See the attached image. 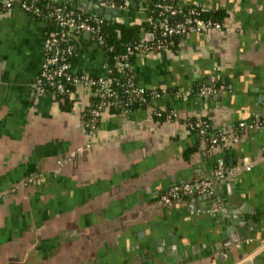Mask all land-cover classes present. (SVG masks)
I'll use <instances>...</instances> for the list:
<instances>
[{"label":"crops","instance_id":"obj_1","mask_svg":"<svg viewBox=\"0 0 264 264\" xmlns=\"http://www.w3.org/2000/svg\"><path fill=\"white\" fill-rule=\"evenodd\" d=\"M145 2L131 0L122 19H146ZM179 3L217 12L224 27L132 63L139 84L166 88L154 104L177 119H158L151 107L107 110L91 138L88 89L75 88L70 109L35 92L46 23L0 8V264H264V125L239 128L264 117V0ZM84 39L73 70L105 75L102 48ZM216 84L218 95L199 94ZM195 118L239 129L240 139L209 147L186 124ZM220 161L252 162L216 183L229 215H208L210 200L161 202L177 183L212 177ZM243 219L247 236L228 245L230 225Z\"/></svg>","mask_w":264,"mask_h":264},{"label":"built area","instance_id":"obj_2","mask_svg":"<svg viewBox=\"0 0 264 264\" xmlns=\"http://www.w3.org/2000/svg\"><path fill=\"white\" fill-rule=\"evenodd\" d=\"M3 2V9L12 10L19 7L27 13L37 12V0H0ZM65 1L66 4H72L76 0H59ZM87 4H97L99 8H117L122 12L128 9L127 4H119L116 0H83ZM159 22L155 24V32L158 38L155 39V34H145L144 38L136 43L133 47H129L126 52L116 56L120 62V68L131 71L132 63L129 61V53L136 52L143 54L146 52L161 50L168 48L174 44V37H181L193 32H208L210 30H221L224 27L222 21L212 18H205L203 11L198 6L185 7L175 0H159L157 4ZM81 14L75 10L69 9L66 5L53 4L48 6L46 17L54 20L58 27V31H49L45 33L43 45V61L38 75L33 83L35 92L38 96L52 95L56 100L60 94L74 95L75 87H84L98 97V102L90 110V118L85 121V130L88 137H93L98 128V116L109 110L111 105L123 107L131 102H124L119 98L116 92V86H120L121 82L118 78L112 75L108 63L107 73L105 75H92L89 72H75L73 70V58L76 54V45L74 40L79 38L85 32L90 33V37L98 44L101 41V30L103 27L104 17L91 14ZM117 18V17H116ZM153 36V37H151ZM100 45V44H99ZM125 93L138 95L142 99V103L146 101V94L157 99L164 95L166 88H147L139 84L132 74L128 76L124 83ZM223 86L219 87L203 85L199 89V94L205 97L218 95ZM92 93V94H93ZM113 99L111 102L110 99ZM126 111V110H124ZM161 111L157 115H161ZM178 114L174 111L168 113L169 120L177 119ZM206 122L202 119L195 122L188 121V127L193 130H198L200 134H205ZM264 125V117H256L253 121L246 123L240 122L239 128H259ZM240 139L238 130L229 131L222 129L220 132L206 137L207 146H222L229 141L237 142ZM58 163H62L59 160ZM242 169L251 170L252 162L247 161L244 165L227 167L224 161H220L214 170L212 177H196L189 181H184L175 184L170 189L163 192L160 196L161 202L168 206L181 198L186 199H201L210 200L207 205L206 213L211 216L218 214L229 215V208L224 198L218 195L216 183L219 179L225 177L227 173L233 176L239 174ZM252 238H247L246 241H252ZM239 245V244H238ZM259 246L264 248V239L260 240ZM227 256L226 253H224Z\"/></svg>","mask_w":264,"mask_h":264},{"label":"trees","instance_id":"obj_3","mask_svg":"<svg viewBox=\"0 0 264 264\" xmlns=\"http://www.w3.org/2000/svg\"><path fill=\"white\" fill-rule=\"evenodd\" d=\"M119 4H127L128 8L131 7V0H116ZM145 4L148 8V16L146 19L142 20L141 22H135V23H129L126 22L124 19H122V21L118 22L117 18H115L114 20H104L103 23V27L101 30V41H100V47L102 48L106 58H107V63L110 67V69L112 70V75L115 76L116 78L119 79V81L121 82L120 86H116V92L119 96V98L123 99L124 102H131V104L129 105H124L123 107H118L117 105H111L109 110H126V111H130L136 108H141V107H151L153 109V114L155 117H157L158 119H168V113L174 111L173 109L171 110H165L159 106H156L154 103V101L156 99L152 98L150 95L146 94V101L142 103V98L138 95H132L130 96L129 94L125 93V86L124 83L126 82L128 76H130V74H132L134 76L133 70H131L130 72L127 70H123L120 68V62L118 61V59H116V56L124 53L127 51V49L129 47H133L136 43L140 42L143 38L145 34H151L154 33L155 34V39L158 38V34L155 32V24H157L159 22V18H158V8H157V4L159 2V0H145ZM179 0H175V3H178ZM53 4H62V5H66L67 8L75 10L76 12H79L81 14H88L89 12H87L86 10H81L80 6L83 4H87L85 1L83 0H76L75 2H73L72 4H66L65 1L60 2L59 0H37L36 1V6L38 9V13L37 12H31L29 13L30 15L36 17L37 19L43 20L46 23V31L45 33L53 30V31H58V27L56 26V24L54 23V20H52L50 17H46L47 12H48V6L49 5H53ZM3 7V2L0 1V8ZM185 7H189L188 5H186ZM202 11H203V16L205 18H212L215 20H219L222 21L220 18V15L216 12V13H209V12H205L201 7H199ZM180 37V36H179ZM174 37V44L176 43V40L179 38ZM85 40L84 39V33L81 34L79 36V38L74 40V43L76 45V47L78 48L81 41ZM174 44L172 46H174ZM77 52V49H76ZM137 53L133 52V53H129V61L131 63L134 62L135 57H136ZM82 73V72H81ZM134 79L136 80V77L134 76ZM137 81V80H136ZM220 84H216L214 85V87H219ZM76 86H73V89L75 90ZM94 92V90H92V93ZM91 93V94H92ZM57 101L62 102L63 103V107L66 109H70L71 105L74 101L73 95L70 94H62V95H58L56 98ZM110 101L112 102L113 99L111 98ZM98 102V97L93 93L92 94V102L91 105L89 106V108L87 110H85L84 112V118L85 121H87L90 118V110L96 106ZM161 111V115H157V112ZM102 115V114H101ZM100 116H98V121H97V126H99V121H100ZM204 120L206 122L205 124V129H206V133L200 134V132L196 129L193 130L194 132L197 133L198 137L200 139H204L206 137H211L212 135L220 132L222 129H218V130H214L212 129V127L209 124V121L207 118H195V119H191L188 121H197V120ZM188 121L186 124H188ZM188 126V125H187ZM239 132V129H237ZM240 134V132H239Z\"/></svg>","mask_w":264,"mask_h":264},{"label":"water","instance_id":"obj_4","mask_svg":"<svg viewBox=\"0 0 264 264\" xmlns=\"http://www.w3.org/2000/svg\"><path fill=\"white\" fill-rule=\"evenodd\" d=\"M81 10H88L91 12L93 15L101 16L104 17L107 20H114L118 16H122L123 12L120 9L117 8H107V9H102L99 8L97 4H83L80 6ZM85 35L90 36L89 32H85ZM153 37V36H151ZM200 177V176H199ZM192 201L194 204L197 202H200L201 199H189ZM246 221L243 219L242 221H236L230 225L229 228V233H230V238H228V245H231L233 243L238 244L241 238H245L248 234V228L252 227V223H249V227L246 228ZM235 225H238L237 229H235ZM227 245V244H226Z\"/></svg>","mask_w":264,"mask_h":264},{"label":"rangeland","instance_id":"obj_5","mask_svg":"<svg viewBox=\"0 0 264 264\" xmlns=\"http://www.w3.org/2000/svg\"><path fill=\"white\" fill-rule=\"evenodd\" d=\"M117 21H118V22L122 21V17H121V16H118V17H117Z\"/></svg>","mask_w":264,"mask_h":264}]
</instances>
